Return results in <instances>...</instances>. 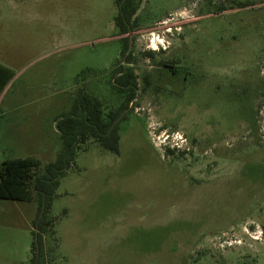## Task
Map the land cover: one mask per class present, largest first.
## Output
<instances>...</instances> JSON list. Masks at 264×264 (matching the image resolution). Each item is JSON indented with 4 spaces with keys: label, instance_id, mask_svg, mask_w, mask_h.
Wrapping results in <instances>:
<instances>
[{
    "label": "rangeland",
    "instance_id": "obj_1",
    "mask_svg": "<svg viewBox=\"0 0 264 264\" xmlns=\"http://www.w3.org/2000/svg\"><path fill=\"white\" fill-rule=\"evenodd\" d=\"M118 11L116 0H0V62L14 70L0 162L35 156L43 174L81 90L106 114L123 101L115 68H132L138 87L120 153L90 139L59 177L44 261L264 264V0H140L125 34ZM39 209L0 198V264L31 262Z\"/></svg>",
    "mask_w": 264,
    "mask_h": 264
},
{
    "label": "trees",
    "instance_id": "obj_2",
    "mask_svg": "<svg viewBox=\"0 0 264 264\" xmlns=\"http://www.w3.org/2000/svg\"><path fill=\"white\" fill-rule=\"evenodd\" d=\"M116 2L119 11L114 18V24L121 34H125L135 27L133 17L140 6V0ZM124 40V49H127L129 37ZM153 54L152 51L146 52L148 56ZM13 75L14 70L0 62V94ZM113 81L114 86L123 95V101L115 110L105 114L101 99L81 90L70 109L59 116L56 127L62 139V148L56 160L45 165L43 174L37 173L42 160L35 156L6 158L0 162V198L29 202L39 198L40 201V209L34 221L37 232L32 247L35 252L29 264H46L43 259V233L47 232L52 224L49 217L51 200L59 177L75 159L76 149L92 139L105 149L120 153L119 124L126 119V110L136 98L138 87L133 69L125 65L114 69Z\"/></svg>",
    "mask_w": 264,
    "mask_h": 264
},
{
    "label": "flooded vegetation",
    "instance_id": "obj_3",
    "mask_svg": "<svg viewBox=\"0 0 264 264\" xmlns=\"http://www.w3.org/2000/svg\"><path fill=\"white\" fill-rule=\"evenodd\" d=\"M168 69H170L171 70V73L172 74H175V69H174V67H172V65L171 64H164ZM134 100V99H133Z\"/></svg>",
    "mask_w": 264,
    "mask_h": 264
},
{
    "label": "water",
    "instance_id": "obj_4",
    "mask_svg": "<svg viewBox=\"0 0 264 264\" xmlns=\"http://www.w3.org/2000/svg\"><path fill=\"white\" fill-rule=\"evenodd\" d=\"M131 47H132V37L130 36L129 50L131 49ZM129 50H128V51H129Z\"/></svg>",
    "mask_w": 264,
    "mask_h": 264
}]
</instances>
